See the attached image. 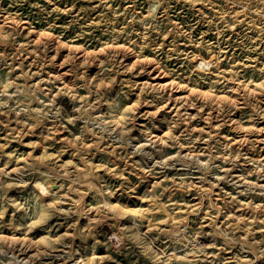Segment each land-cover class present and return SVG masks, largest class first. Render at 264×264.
I'll use <instances>...</instances> for the list:
<instances>
[{"label": "rangeland", "instance_id": "374dc122", "mask_svg": "<svg viewBox=\"0 0 264 264\" xmlns=\"http://www.w3.org/2000/svg\"><path fill=\"white\" fill-rule=\"evenodd\" d=\"M0 264H264V0H0Z\"/></svg>", "mask_w": 264, "mask_h": 264}, {"label": "bare ground", "instance_id": "6f19581e", "mask_svg": "<svg viewBox=\"0 0 264 264\" xmlns=\"http://www.w3.org/2000/svg\"><path fill=\"white\" fill-rule=\"evenodd\" d=\"M132 110H133V111H134V110L136 111L137 109H132ZM134 117H136V116H134Z\"/></svg>", "mask_w": 264, "mask_h": 264}]
</instances>
